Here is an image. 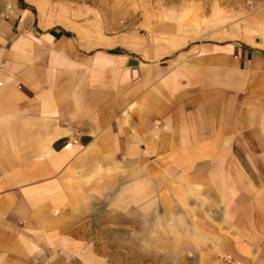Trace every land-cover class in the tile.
I'll return each instance as SVG.
<instances>
[{
    "label": "crops",
    "instance_id": "1",
    "mask_svg": "<svg viewBox=\"0 0 264 264\" xmlns=\"http://www.w3.org/2000/svg\"><path fill=\"white\" fill-rule=\"evenodd\" d=\"M39 2L0 0V264H68L102 193L110 219L157 200L231 227L220 249L242 264L233 230L264 226V12L228 42L147 59L44 25Z\"/></svg>",
    "mask_w": 264,
    "mask_h": 264
},
{
    "label": "rangeland",
    "instance_id": "2",
    "mask_svg": "<svg viewBox=\"0 0 264 264\" xmlns=\"http://www.w3.org/2000/svg\"><path fill=\"white\" fill-rule=\"evenodd\" d=\"M259 11L264 12V0H40L37 5L41 23L68 25L75 40L86 46L125 44L128 48L122 49L130 56L147 59L181 55L203 42H228L243 34L246 21ZM257 26L264 27V22ZM116 168L124 171L123 165ZM109 199L102 193L80 212L77 222L83 225L84 240L69 241L68 264H234L225 258L226 248L220 249L232 237L231 227L210 218L209 225L200 224L179 204L171 211L157 200L143 211L146 218H128L125 210L117 209L110 219ZM109 231L116 240H110ZM233 231L237 253L245 256L242 264H264V226H237ZM190 244L195 251L188 249ZM109 253H117L116 260Z\"/></svg>",
    "mask_w": 264,
    "mask_h": 264
},
{
    "label": "water",
    "instance_id": "3",
    "mask_svg": "<svg viewBox=\"0 0 264 264\" xmlns=\"http://www.w3.org/2000/svg\"><path fill=\"white\" fill-rule=\"evenodd\" d=\"M131 62H133V63H134L135 61L131 60Z\"/></svg>",
    "mask_w": 264,
    "mask_h": 264
}]
</instances>
